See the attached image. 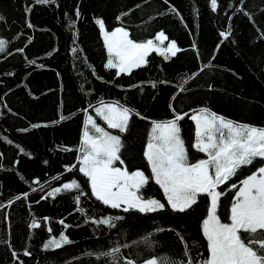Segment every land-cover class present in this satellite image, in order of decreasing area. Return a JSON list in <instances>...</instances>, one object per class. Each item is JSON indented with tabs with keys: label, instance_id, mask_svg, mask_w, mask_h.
<instances>
[{
	"label": "trees",
	"instance_id": "16d2710c",
	"mask_svg": "<svg viewBox=\"0 0 264 264\" xmlns=\"http://www.w3.org/2000/svg\"><path fill=\"white\" fill-rule=\"evenodd\" d=\"M241 4L251 20L239 11ZM0 15L5 18L0 38L8 42L0 54V264H109V258H98L100 254L124 244L131 247L122 248L123 255L138 264L152 256L186 259L180 237L194 261L206 259L202 222L210 197L202 195L192 209L175 212L150 180L141 192L165 203L164 210L144 214L104 205L78 170L82 133L92 115L121 136L129 170L139 168L151 176L143 153L152 121L172 119L173 108L189 113L180 121L189 154L205 155L191 147L192 110L208 107L227 118L264 126V0H218L216 11L210 0H56L48 5L0 0ZM97 20H103L108 32L126 28L136 41L163 30L182 51L168 59L150 53L146 64L118 76V69L106 67L109 55ZM229 27L230 37L222 38L220 33ZM195 73L199 75L180 92L179 85ZM101 101H118L139 115H132L127 132L108 129L95 115ZM62 115L68 118L61 120ZM72 165L77 167L69 171ZM261 166L264 160L258 158L220 185L223 220L237 191L231 185L239 187ZM72 180L81 184L80 190L48 196ZM24 193L27 198L15 199ZM106 216L123 219L114 221L115 227L92 222ZM33 220L41 227H30ZM61 232L72 242L45 250L43 245ZM145 237L151 247L134 243ZM25 250L31 256H25Z\"/></svg>",
	"mask_w": 264,
	"mask_h": 264
},
{
	"label": "snow or ice",
	"instance_id": "6c2138e0",
	"mask_svg": "<svg viewBox=\"0 0 264 264\" xmlns=\"http://www.w3.org/2000/svg\"><path fill=\"white\" fill-rule=\"evenodd\" d=\"M55 2L56 0H35L39 5L55 4ZM210 4L212 10L216 11L218 0H210ZM172 11L176 10L173 8ZM239 11L252 19L251 14L243 8V4ZM77 16H79L78 11ZM4 19L0 15V22ZM97 23L109 55L106 67L118 69V76L120 73L131 74L134 68L146 64V58L150 53H157L168 59L169 54L175 57L182 51L177 46V42L170 40L163 30L151 39L138 42L130 38L129 31L124 27L108 32L105 31L103 20H97ZM28 27L32 28L33 25L29 22ZM220 35L228 39L231 35V27ZM260 38L264 39V32H261ZM166 41L168 44L164 47ZM7 46L8 42L0 38V54L6 52ZM17 51L22 52L23 49ZM203 70L204 68L200 71ZM196 75L199 73L184 80L179 85V91H186L185 85ZM152 86L155 87V84ZM94 111L96 117L107 124L108 129L119 130L120 133L128 131L133 114L139 115L118 101L112 103L101 101V105L95 107ZM172 111L174 113L172 119L152 121L151 133L143 153L151 169V176L146 175L139 168L130 171L122 158L121 149L124 145L121 136L106 130L92 115H88L79 149L82 155L78 157L80 165L78 170L87 178L92 195L113 209L123 207L124 212L135 210L144 214L155 213L166 207L159 199L143 196L141 190L150 180L163 190L167 205L175 212L184 213L192 209L202 195L210 197L207 216L202 222V232L207 240L209 253L206 259L194 261L183 237H180L181 242L185 244L186 259L168 255L152 256L144 259L140 264H264V166L241 180L239 187L236 184L231 185L232 188L237 189V192L227 217L228 222L222 220L219 214L220 198L224 193L217 191L220 185L237 176L244 167L252 165L258 158L264 160V126L227 118L208 107L192 110L195 114L191 115L190 119L195 123V142L191 147L206 154L207 158L191 162L180 125V121L189 116V113L176 112L175 108ZM67 118L63 115L60 117L61 120ZM76 167L72 165L68 170L71 171ZM80 189L81 184L72 180L64 183L62 188L52 189L48 196H55L62 190L68 192ZM27 196L28 193H24L23 197L18 195L15 199L20 200ZM75 199L79 204L80 195ZM121 219L123 217L106 216L92 222L115 227L114 221ZM60 223L63 224L64 221ZM30 227L38 229L41 227V222L33 220ZM48 231L51 232V229L49 228ZM71 242L68 236L61 232L59 238L52 236L43 247L45 250H56ZM141 242L151 247L149 237L134 243ZM129 247H131L129 244L113 247L101 253L98 258H109V264H138L136 260L123 255L122 248ZM23 254L31 256V252L27 250ZM13 256L18 259L16 252H13ZM20 264L23 262L21 261Z\"/></svg>",
	"mask_w": 264,
	"mask_h": 264
},
{
	"label": "rangeland",
	"instance_id": "374dc122",
	"mask_svg": "<svg viewBox=\"0 0 264 264\" xmlns=\"http://www.w3.org/2000/svg\"><path fill=\"white\" fill-rule=\"evenodd\" d=\"M138 42H143V41H138ZM158 43V42H157ZM193 114H195V113H193ZM181 128H182V125H181ZM182 136H183V130H182ZM183 138L185 139V137L183 136ZM194 142H195V140H194ZM207 158V156H206V154L205 155H200L199 153H197V152H193L192 154H189V159H190V161L191 162H195V160L196 159H206ZM217 191H221V189H220V186L217 188ZM237 192V191H236ZM235 197H236V195H235ZM155 199V198H154ZM222 219V218H221ZM223 220V219H222ZM225 221V220H224ZM225 222H228L227 220L225 221Z\"/></svg>",
	"mask_w": 264,
	"mask_h": 264
}]
</instances>
